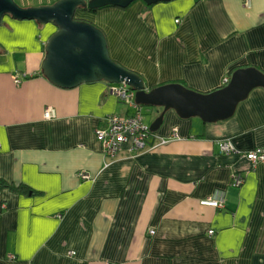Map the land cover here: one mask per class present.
<instances>
[{
    "label": "crops",
    "instance_id": "0c3cea01",
    "mask_svg": "<svg viewBox=\"0 0 264 264\" xmlns=\"http://www.w3.org/2000/svg\"><path fill=\"white\" fill-rule=\"evenodd\" d=\"M78 16L106 32L113 58L148 90L180 82L209 93L232 70L264 72V0H139ZM6 18L0 182L40 193L0 190V264H264V162L246 156L264 146V87L218 122L142 106L146 124L164 114L153 146L110 160L96 130L134 110L114 92L123 84L57 86L42 62L58 28ZM223 140L236 150L223 152ZM214 199L224 204L205 203Z\"/></svg>",
    "mask_w": 264,
    "mask_h": 264
},
{
    "label": "water",
    "instance_id": "95a60500",
    "mask_svg": "<svg viewBox=\"0 0 264 264\" xmlns=\"http://www.w3.org/2000/svg\"><path fill=\"white\" fill-rule=\"evenodd\" d=\"M139 0H58L53 4L22 6L16 0H0V27L6 17L54 24L58 29L46 44L42 62L44 75L62 88L106 81L127 84L136 104L175 109L183 118L201 117L218 122L235 116L238 106L252 91L264 87V72L257 67L236 70L230 82L215 91L203 93L183 83L172 82L148 90L143 76L114 59L106 32L98 25L79 18L78 12L106 7L128 8ZM148 5L173 0H142ZM164 121L161 115L150 127L156 132Z\"/></svg>",
    "mask_w": 264,
    "mask_h": 264
},
{
    "label": "built area",
    "instance_id": "2783aa9c",
    "mask_svg": "<svg viewBox=\"0 0 264 264\" xmlns=\"http://www.w3.org/2000/svg\"><path fill=\"white\" fill-rule=\"evenodd\" d=\"M19 80L20 79L17 78L16 81L20 82ZM230 80V76L226 77L224 86H226ZM135 94V91L127 84H123V88L119 90V96L123 101L134 107V110L124 117L119 115L108 116L107 126L100 127L96 130L97 137L103 143L106 157L110 160H116L126 152H128L129 156L136 157L153 146L151 142L154 140L152 136L154 132H152L150 125L144 122L141 108L135 101ZM54 115L53 109H47L45 112V116L48 118ZM167 141L168 140H162V142ZM220 146L221 150L226 153L236 150L231 140H223L220 142ZM246 156L253 164L264 162V146L248 152ZM243 180L242 176L238 175L236 183L241 184ZM205 203L213 206H222L224 204L223 201H219L218 199ZM214 232V229L209 231L210 234ZM151 233L155 234L156 230H152ZM71 253L74 254L75 252Z\"/></svg>",
    "mask_w": 264,
    "mask_h": 264
},
{
    "label": "trees",
    "instance_id": "16d2710c",
    "mask_svg": "<svg viewBox=\"0 0 264 264\" xmlns=\"http://www.w3.org/2000/svg\"><path fill=\"white\" fill-rule=\"evenodd\" d=\"M91 11V10H90ZM93 11V10H92ZM236 70H232L230 72V77H232L233 73L235 72ZM184 84V83H183ZM185 85V84H184ZM187 86V85H186ZM189 87V86H188ZM224 87V86H223ZM133 110H130L129 114L132 113ZM152 136L154 137L153 139H155V134H152ZM4 188H10L14 191H17V192H20V193H26V194H32V195H35V194H38L40 192H38L37 190H33L31 188H29L27 185L25 184H21V185H16V184H13V183H9V182H6V181H1L0 182V190L1 189H4Z\"/></svg>",
    "mask_w": 264,
    "mask_h": 264
},
{
    "label": "rangeland",
    "instance_id": "374dc122",
    "mask_svg": "<svg viewBox=\"0 0 264 264\" xmlns=\"http://www.w3.org/2000/svg\"><path fill=\"white\" fill-rule=\"evenodd\" d=\"M17 2H18V4H20V5H22V6H24V4L25 3H23V1L25 2L26 0H16ZM27 2V1H26ZM90 11V10H89ZM7 19V18H6ZM83 19V18H82ZM0 35H2V34H0ZM231 78V77H230ZM144 108H147V107H150V106H148V105H144L143 106Z\"/></svg>",
    "mask_w": 264,
    "mask_h": 264
},
{
    "label": "bare ground",
    "instance_id": "6f19581e",
    "mask_svg": "<svg viewBox=\"0 0 264 264\" xmlns=\"http://www.w3.org/2000/svg\"><path fill=\"white\" fill-rule=\"evenodd\" d=\"M111 84V83H110ZM130 87V86H129ZM114 92L119 96V90L118 89H114ZM136 93V92H135ZM142 109V108H141ZM112 115H116V114H112Z\"/></svg>",
    "mask_w": 264,
    "mask_h": 264
},
{
    "label": "flooded vegetation",
    "instance_id": "af4514ba",
    "mask_svg": "<svg viewBox=\"0 0 264 264\" xmlns=\"http://www.w3.org/2000/svg\"><path fill=\"white\" fill-rule=\"evenodd\" d=\"M88 11V10H87ZM129 86V85H128ZM131 88V87H130ZM142 110V109H141ZM149 125V124H148Z\"/></svg>",
    "mask_w": 264,
    "mask_h": 264
}]
</instances>
